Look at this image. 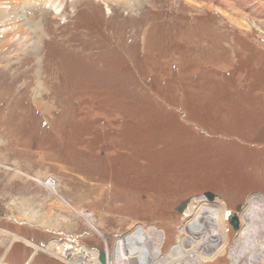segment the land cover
<instances>
[{
    "label": "rangeland",
    "instance_id": "374dc122",
    "mask_svg": "<svg viewBox=\"0 0 264 264\" xmlns=\"http://www.w3.org/2000/svg\"><path fill=\"white\" fill-rule=\"evenodd\" d=\"M205 192L226 252L201 264H232L264 199V0H0L2 263L101 264L139 226L166 255Z\"/></svg>",
    "mask_w": 264,
    "mask_h": 264
},
{
    "label": "bare ground",
    "instance_id": "6f19581e",
    "mask_svg": "<svg viewBox=\"0 0 264 264\" xmlns=\"http://www.w3.org/2000/svg\"><path fill=\"white\" fill-rule=\"evenodd\" d=\"M54 188L55 186L50 187V189ZM215 197L213 200L204 197L206 200L211 201V204L202 203L203 197H198L192 199L186 205L187 209L182 226L183 231L177 236L176 243L169 248L166 255L161 252L163 245L161 241L162 237L164 238L163 232L160 231L159 233L153 228L145 229L139 226L136 229L134 227V229L131 228L127 233L116 239L113 257L110 254L105 255L106 264H116V262L117 264H123L130 262L134 258L137 259V264H201L203 260L211 257L213 259L215 255H222L226 252L225 236L219 218V211L223 204ZM0 203L2 206L4 205L1 200ZM4 207L7 211L8 205ZM238 212H240L241 222L243 219L246 224L242 226L241 223L236 230L235 239L233 240L234 244L229 251L230 261L232 264H264V257L262 258V252L264 251V199L259 196H252L249 198V202ZM223 213L221 216L222 222ZM25 214L30 215L28 212ZM5 218L8 219L6 216ZM33 219L35 222L32 221L31 217L30 222L32 221L34 225H39L37 222L38 216L35 215ZM40 226L43 227V225ZM255 237H258L255 242L249 241L250 238ZM25 243L30 244L28 241H25ZM253 243L259 246V248H256L259 253H255L254 249L250 248ZM86 252L89 255L88 261H84L82 256L76 257V254H74L68 264H99L96 261L97 258L94 251ZM218 258L219 256L215 259ZM0 264L7 263L0 261Z\"/></svg>",
    "mask_w": 264,
    "mask_h": 264
},
{
    "label": "water",
    "instance_id": "95a60500",
    "mask_svg": "<svg viewBox=\"0 0 264 264\" xmlns=\"http://www.w3.org/2000/svg\"><path fill=\"white\" fill-rule=\"evenodd\" d=\"M204 197H207L208 199L212 200L215 195H213L212 193L209 192H205ZM189 200H185L181 203L180 206L177 207V211L182 212V210L186 207V205L188 204ZM228 222L230 223V225L234 228L237 229L238 227V219L236 217L235 214H232L228 220ZM99 261L101 264H105V254L101 251H99V257H98Z\"/></svg>",
    "mask_w": 264,
    "mask_h": 264
},
{
    "label": "built area",
    "instance_id": "2783aa9c",
    "mask_svg": "<svg viewBox=\"0 0 264 264\" xmlns=\"http://www.w3.org/2000/svg\"><path fill=\"white\" fill-rule=\"evenodd\" d=\"M44 184L49 186V187H51V186L53 187V186H55L56 183H55V180L53 177L48 176L45 178Z\"/></svg>",
    "mask_w": 264,
    "mask_h": 264
},
{
    "label": "crops",
    "instance_id": "0c3cea01",
    "mask_svg": "<svg viewBox=\"0 0 264 264\" xmlns=\"http://www.w3.org/2000/svg\"><path fill=\"white\" fill-rule=\"evenodd\" d=\"M4 204V203H3ZM5 205H3L2 207L4 208V210H5V212H6V208L4 207ZM4 215H5V213H4ZM7 218H8V215H5ZM4 216V217H5Z\"/></svg>",
    "mask_w": 264,
    "mask_h": 264
},
{
    "label": "flooded vegetation",
    "instance_id": "af4514ba",
    "mask_svg": "<svg viewBox=\"0 0 264 264\" xmlns=\"http://www.w3.org/2000/svg\"><path fill=\"white\" fill-rule=\"evenodd\" d=\"M1 200V199H0ZM0 208H2V205H1V203H0ZM0 212H2V211H0Z\"/></svg>",
    "mask_w": 264,
    "mask_h": 264
}]
</instances>
